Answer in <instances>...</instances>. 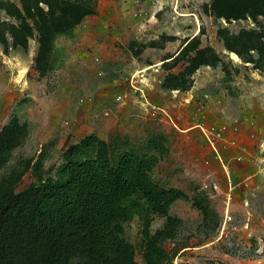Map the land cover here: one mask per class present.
<instances>
[{
  "label": "rangeland",
  "instance_id": "1",
  "mask_svg": "<svg viewBox=\"0 0 264 264\" xmlns=\"http://www.w3.org/2000/svg\"><path fill=\"white\" fill-rule=\"evenodd\" d=\"M10 1L22 8L21 0ZM219 2L215 7L213 0H65L58 11L71 18L91 12L70 32L48 41L39 65V28L51 27V18L45 5L31 11L34 35L28 47L5 52L0 42V131L15 117L28 124L27 137L2 176L22 172L20 191L37 179L25 169L26 162H35L43 151L44 177L55 178L68 146L90 134L109 140L117 133L139 147L149 135L170 130V154L152 176L190 197L170 207V214L182 219L176 237L165 242L175 254L172 264H264V176L245 172L247 178L238 184L241 178L230 172L211 173L200 127L185 133L164 120L169 109L177 108L179 97L162 84L188 64L186 58L196 49L185 59L174 58L193 40L189 46H210L222 61L193 74L198 105L187 127L202 121L205 126L227 125L235 134L246 121L257 127L254 153L264 140V13L235 17L246 10L264 11V0ZM163 35L172 38L163 40ZM151 40H161L164 48L148 47L140 56L129 49L133 42ZM226 43L238 53L230 52ZM119 94L124 101L116 100ZM199 192L211 203L207 218L191 200ZM228 215L232 221H226ZM165 223V216H152V232ZM143 226L140 216L126 224L137 264H144Z\"/></svg>",
  "mask_w": 264,
  "mask_h": 264
},
{
  "label": "trees",
  "instance_id": "2",
  "mask_svg": "<svg viewBox=\"0 0 264 264\" xmlns=\"http://www.w3.org/2000/svg\"><path fill=\"white\" fill-rule=\"evenodd\" d=\"M21 4L19 8L10 0L0 2V42L5 52L10 47L27 48L29 38L34 35L28 17L31 11L45 5L52 26L39 28L38 65L48 41L58 33L70 32L91 12L84 10L77 18H71L63 10L58 11L65 0H21ZM213 4L217 7L220 2L213 0ZM248 13L256 18L264 11L246 10L235 17ZM171 38L162 36L163 40ZM192 41L174 59H185L192 49H196L195 54L186 58L188 64L182 70L165 78L163 88L189 91L192 76L200 67H216L222 61L214 48H192L189 46ZM164 44L161 40L133 42L129 49L140 56L146 48H164ZM226 47L237 52L229 43ZM27 134L28 124L20 123L16 117L0 131V264H137L136 248L126 233V224L135 216L144 220V264L173 263L175 254L166 248L165 242L176 237L182 219L172 216L170 207L177 200L190 197L152 176L154 167L170 154L166 133L149 135L139 147L129 137L117 133L109 140L90 134L68 146L55 178L44 177L43 151L35 162L30 159L25 164L36 181L17 191L23 173L14 171L8 178L2 176V170ZM191 200L204 218L209 217L211 203L205 192H199ZM154 215L165 216L166 223L152 232Z\"/></svg>",
  "mask_w": 264,
  "mask_h": 264
},
{
  "label": "crops",
  "instance_id": "3",
  "mask_svg": "<svg viewBox=\"0 0 264 264\" xmlns=\"http://www.w3.org/2000/svg\"><path fill=\"white\" fill-rule=\"evenodd\" d=\"M173 92L178 93L179 100L176 101L177 103L175 104L177 108L175 110L169 109L168 115L164 117V120L171 127L181 132L188 133L189 131L195 130V128H198V126L203 123L200 121L191 127H187L190 118H192L190 114L193 108L198 105L195 100L197 97L195 87L187 92L179 90H174ZM256 130L257 127H251V125L245 121L237 127V132H235V134H232V131L230 133V130H228L226 133V140L217 142L215 149L212 148L202 135L206 144V159L209 160L208 164L211 173L215 174L223 171H225V173L230 172L229 174H233L234 178L235 175L241 178L238 184H240L242 180H245L248 176L245 177V172H253L255 168L248 159L238 161V157H245V150L248 152H255L257 150L258 139L255 134ZM169 132L170 130H167L166 133ZM234 185L236 186V184Z\"/></svg>",
  "mask_w": 264,
  "mask_h": 264
},
{
  "label": "built area",
  "instance_id": "4",
  "mask_svg": "<svg viewBox=\"0 0 264 264\" xmlns=\"http://www.w3.org/2000/svg\"><path fill=\"white\" fill-rule=\"evenodd\" d=\"M140 91H143L141 88H137ZM209 97V96H206ZM116 100L122 102L125 100V96L119 94L116 96ZM154 109V115L158 112L156 108ZM203 136L205 137L206 141L215 149L217 142L226 140V133L228 132L227 125H199ZM245 157L240 156L238 157V161H242L243 159H248L253 167L255 168V175L264 176V140L261 141L259 150L254 152H248L245 150ZM233 217L228 215L226 221H232Z\"/></svg>",
  "mask_w": 264,
  "mask_h": 264
}]
</instances>
